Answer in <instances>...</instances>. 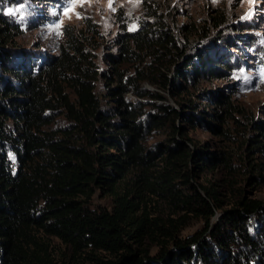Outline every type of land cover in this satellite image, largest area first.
I'll use <instances>...</instances> for the list:
<instances>
[{
    "label": "trees",
    "instance_id": "trees-1",
    "mask_svg": "<svg viewBox=\"0 0 264 264\" xmlns=\"http://www.w3.org/2000/svg\"><path fill=\"white\" fill-rule=\"evenodd\" d=\"M148 13L150 22L122 32L100 69L87 43L68 26L58 53L37 59L36 52L17 46L20 26L0 6V264H56L40 240L49 235L71 249L72 264H83L81 258L93 264H264V221L252 232L246 228L249 213L264 215L262 201L240 194L235 206L220 209L215 188L197 189L190 180L208 166L230 167L231 153L174 136L144 143L150 130L168 121L173 132L190 141L172 124L180 115L191 126L222 135L233 121L247 131L239 140L243 161L259 172L253 177H263V164L252 155L264 156V121L248 115L231 93L202 90L210 112L193 109L189 99L184 105L190 109L182 113L152 101L163 98L158 89L180 95L204 75L227 72L230 61L217 43L237 46L242 38H224L219 14L208 17L214 32L186 23L179 39L162 16ZM197 32L209 42L191 43ZM143 81L155 89L142 87ZM126 92L151 101L129 99ZM103 99L110 103L103 105ZM94 191L111 196L108 209L89 207ZM148 193L182 213L149 215ZM217 209L218 223L205 238ZM188 215L203 225L182 233ZM145 238L156 246L152 252L143 245Z\"/></svg>",
    "mask_w": 264,
    "mask_h": 264
},
{
    "label": "rangeland",
    "instance_id": "rangeland-1",
    "mask_svg": "<svg viewBox=\"0 0 264 264\" xmlns=\"http://www.w3.org/2000/svg\"><path fill=\"white\" fill-rule=\"evenodd\" d=\"M0 6L3 12L20 26V33L15 37L17 46L36 52L37 59L58 53L59 46L65 37L63 29L68 26L77 37L87 43V48L100 69L106 66V54L116 50L122 32L137 29L142 21H145V24L150 22L152 17L148 12L162 16L179 39L181 37L178 30L182 28L181 24L192 23L199 31L205 30L201 27L204 25L209 28V31L214 32L213 26H208V17L219 14L224 23L218 28L224 34V38L226 40L242 38L237 46L229 47L226 42L217 43L218 51L226 54L230 61L228 71L217 77L204 75L197 80L196 86L189 87L180 95L158 89L163 98L161 100L155 98L152 101L154 103L162 101L182 113L190 109L184 105L189 99L193 103V109L210 112L212 111L210 102L201 95V91L220 90L224 94L231 93L232 101L241 105L253 119L264 121V0H3ZM198 33L200 32L189 37L191 43L198 41L201 45V43L209 42L207 38L196 37ZM223 43L228 51L225 50ZM187 50L193 49L189 47ZM210 50L213 51L211 47ZM141 86L155 89L153 85L145 81L141 82ZM65 89L69 91L68 88ZM70 95L72 96L71 93ZM125 96L144 102L151 101L145 97L138 98L130 92H126ZM179 101L183 104H179ZM108 103L110 102L102 100L103 105ZM151 106L155 107L153 104L146 105L147 108ZM56 119L64 120L62 116H57ZM238 119L244 121L242 118ZM172 124L174 127H180L190 141L173 132L171 123L168 121L162 127L152 129L146 134L145 145L165 142L174 136L185 142L205 145L211 150H226L232 156L230 167L227 168L223 164L205 167L192 174L191 182L196 184L197 189L198 185L215 188L219 192L217 197L220 201V209L235 206L237 195L240 196V194L246 198L256 197L264 204V172L262 178L253 177L259 172L249 169L242 159L244 145L243 147L239 145L244 141L247 131L243 133L241 127L229 121V133L227 132L225 136L203 125L191 126L182 118V115L174 117ZM248 155L252 154L249 152ZM252 156L255 163L263 164L264 167L262 154L254 152ZM147 195L149 203L146 208L149 215L176 218L182 213L165 198L153 193ZM111 204V196L102 191H94L89 198V207L95 210L108 209ZM219 214L217 209L209 218V227L203 233L205 238H208L207 232L218 223ZM188 216L187 226L181 229L182 233L190 232L203 225L201 218ZM263 216L255 212L249 213L246 220L247 230L251 232L255 230L261 221H264ZM40 240L45 245L51 260L56 264L73 263V258L70 257L71 249L58 238L49 235ZM143 245H149L150 252L156 248L146 238L143 239ZM96 253L103 258L110 257L107 252L97 251ZM81 260L83 264H93L90 260L82 258L78 261ZM195 264H202V262L198 260Z\"/></svg>",
    "mask_w": 264,
    "mask_h": 264
},
{
    "label": "snow or ice",
    "instance_id": "snow-or-ice-1",
    "mask_svg": "<svg viewBox=\"0 0 264 264\" xmlns=\"http://www.w3.org/2000/svg\"><path fill=\"white\" fill-rule=\"evenodd\" d=\"M11 11V10H10Z\"/></svg>",
    "mask_w": 264,
    "mask_h": 264
}]
</instances>
